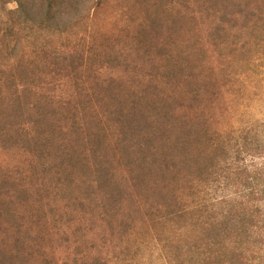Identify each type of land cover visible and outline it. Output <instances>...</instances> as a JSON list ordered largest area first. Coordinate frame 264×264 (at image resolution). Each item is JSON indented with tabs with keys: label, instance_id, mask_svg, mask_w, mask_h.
Here are the masks:
<instances>
[{
	"label": "rangeland",
	"instance_id": "1",
	"mask_svg": "<svg viewBox=\"0 0 264 264\" xmlns=\"http://www.w3.org/2000/svg\"><path fill=\"white\" fill-rule=\"evenodd\" d=\"M45 1L0 0V264H264V151L222 171L264 143V0ZM162 121L186 159L140 150Z\"/></svg>",
	"mask_w": 264,
	"mask_h": 264
},
{
	"label": "trees",
	"instance_id": "2",
	"mask_svg": "<svg viewBox=\"0 0 264 264\" xmlns=\"http://www.w3.org/2000/svg\"><path fill=\"white\" fill-rule=\"evenodd\" d=\"M86 0H46L45 3H42L41 7L44 6L46 8L45 14L41 16V22L44 23L43 27H40L42 29H47V28H51V25L48 24V22H61L59 17L61 16V20L62 22L64 21V18L70 13V9H72L71 11L74 10H78V8L85 2ZM19 3V7L18 10L20 11V13L24 14L25 17H28V15H30L31 10L34 7V3L35 0H18ZM31 20L34 24H35V20L33 19H29ZM75 20V19H74ZM62 24V23H61ZM60 24V25H61ZM38 27V25H37ZM51 29L54 30H60L61 29L59 27H53ZM143 99L145 100H152L149 99L147 97H143ZM144 112L148 113V109L144 108ZM170 106L168 104H166V100L165 99H161L160 101V105L157 107L156 111V115H162V114H166L169 112ZM153 116V115H151ZM146 118V117H145ZM152 121L148 120V123H151ZM167 122L169 121H162L157 122L155 125L153 124H149L150 126L153 127V129L151 130H143L139 127V134H141L143 137V140L145 141L144 143H142L141 147L139 146L140 150H144L142 148H146L149 152L151 151H156L158 152V150H160L162 152V154H164L165 152L162 150V147L164 144H166L167 142H170L172 140V142L174 141V144L171 146V149L168 153H165L167 156H169V158H173V160H177L181 157L182 159H186V156H183L182 153H177L179 151V148H181V141H184V137H179L175 136L172 134L174 133V131L171 133V131L169 130V128L167 127ZM173 124L177 127L176 132H178L180 130V126L178 123H176L175 121H173ZM187 126V125H185ZM174 138V139H173ZM187 142V139H186ZM248 138L244 139L243 144L241 145L240 141L237 140L236 145L233 147V149L231 150L232 155L228 156V153L226 158H228V162L223 163L222 168L224 172L227 171H233V168L236 169L237 171L242 169L244 170V172H247V167H249L248 164H245V160H246V156H250L252 157L253 151L254 150H258L260 149V151H264V143L260 144L257 143V145H255L258 148H248L246 145L248 143ZM164 152V153H163ZM147 155V156H146ZM144 156H146L145 158H150L148 160V168L150 167L149 161H153V158L151 156L150 153L143 151V159ZM242 156V157H241ZM242 158V159H241ZM264 163V162H263ZM222 171H221V175H222ZM261 174H264V170L262 172H260ZM225 181L227 180V177H224ZM251 180V179H249ZM227 182V181H226ZM238 182L236 185V187L238 188V190L240 191V181H236ZM247 191L248 197H252L254 200H249L248 204H246L247 206H249L250 204H252V206L254 205L259 211L253 210V212H250L247 214L246 219L241 216V218L243 220H246L248 222V224H251L252 229L248 230V231H256L257 229H259L260 231H264V215H263V219H262V212L264 213V198H259V193H261V189L260 188H254V186L249 185L247 187ZM258 199V200H257ZM262 202V203H261ZM214 208L216 209V213L219 212L218 208H216V206H214ZM226 212V211H223ZM169 218V217H167ZM225 221H223V219H221V226L220 228L222 229H226L227 228L224 226ZM232 227L236 230H242V226H241V222H235V224L232 225ZM220 228L219 232H220ZM218 237V236H217ZM216 237V238H217ZM264 237V236H263ZM219 239V238H218Z\"/></svg>",
	"mask_w": 264,
	"mask_h": 264
}]
</instances>
